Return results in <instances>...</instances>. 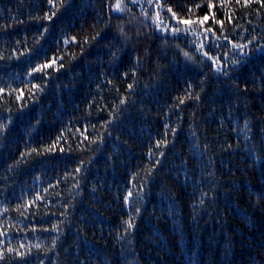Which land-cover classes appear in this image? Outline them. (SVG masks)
<instances>
[{"label": "trees", "instance_id": "obj_1", "mask_svg": "<svg viewBox=\"0 0 264 264\" xmlns=\"http://www.w3.org/2000/svg\"><path fill=\"white\" fill-rule=\"evenodd\" d=\"M0 264H264V0H0Z\"/></svg>", "mask_w": 264, "mask_h": 264}, {"label": "snow or ice", "instance_id": "obj_2", "mask_svg": "<svg viewBox=\"0 0 264 264\" xmlns=\"http://www.w3.org/2000/svg\"><path fill=\"white\" fill-rule=\"evenodd\" d=\"M119 7H120V5H119V3L117 4V8L119 9ZM48 65H45V67H47Z\"/></svg>", "mask_w": 264, "mask_h": 264}]
</instances>
